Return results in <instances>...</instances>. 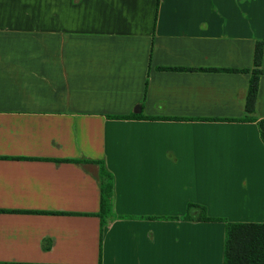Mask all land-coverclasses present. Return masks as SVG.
<instances>
[{"label": "crops", "instance_id": "0c3cea01", "mask_svg": "<svg viewBox=\"0 0 264 264\" xmlns=\"http://www.w3.org/2000/svg\"><path fill=\"white\" fill-rule=\"evenodd\" d=\"M257 42L264 0H0V264H223L203 214L264 224Z\"/></svg>", "mask_w": 264, "mask_h": 264}, {"label": "trees", "instance_id": "16d2710c", "mask_svg": "<svg viewBox=\"0 0 264 264\" xmlns=\"http://www.w3.org/2000/svg\"><path fill=\"white\" fill-rule=\"evenodd\" d=\"M159 0H156V6ZM262 55V43L257 42L254 50L253 64L255 69L250 73L246 97H245V117L241 120H251L257 96L258 77L264 71L259 70ZM132 115L130 118H138ZM124 118V117H123ZM255 121V120H253ZM256 122V121H255ZM261 142L264 145V119L256 122ZM100 217L101 225L105 224V217L112 218V177L109 172L100 164ZM193 205L187 206L184 216L187 219L188 210ZM202 210H204L202 208ZM202 221H215L224 223V244H223V264H264V224L252 223H228L222 219L207 218L205 214L200 218Z\"/></svg>", "mask_w": 264, "mask_h": 264}]
</instances>
